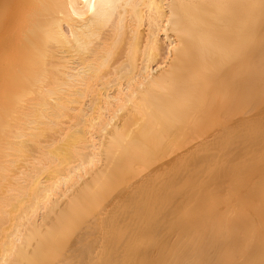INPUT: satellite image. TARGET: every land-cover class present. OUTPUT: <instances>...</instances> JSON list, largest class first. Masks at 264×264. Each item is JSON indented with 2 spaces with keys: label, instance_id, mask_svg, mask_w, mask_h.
Listing matches in <instances>:
<instances>
[{
  "label": "bare ground",
  "instance_id": "6f19581e",
  "mask_svg": "<svg viewBox=\"0 0 264 264\" xmlns=\"http://www.w3.org/2000/svg\"><path fill=\"white\" fill-rule=\"evenodd\" d=\"M203 114L221 173L117 247L113 184ZM0 264H264V0H0Z\"/></svg>",
  "mask_w": 264,
  "mask_h": 264
},
{
  "label": "rangeland",
  "instance_id": "374dc122",
  "mask_svg": "<svg viewBox=\"0 0 264 264\" xmlns=\"http://www.w3.org/2000/svg\"><path fill=\"white\" fill-rule=\"evenodd\" d=\"M207 113L209 112L207 111ZM203 115H204V119L201 118V122L197 124L195 129H193L188 135H186L181 141H179L176 146L168 145L169 147L167 146L162 151L154 155V160H152L151 162L147 164L141 165L133 169L129 175L119 178V180H117L113 184V189L111 191L112 193L110 192L111 194L105 197V199L108 200V201L107 200L104 201V203L106 204L107 203L109 204L110 201H111V204H113L114 197H116L120 193L130 192L134 188V186L138 184L139 182L142 181V182L147 183V184L145 183L146 188L142 190L140 196L137 195L135 197L133 196L132 198L129 197L127 198L128 200L125 201L126 203L124 202L125 204L122 203V205H124V206L121 205L123 208L120 206L118 209H116L115 205H113L114 207L113 211L115 209L118 212L119 209L121 208L119 213H116V214L111 213V215H113L112 216L113 222H112V219H111V222L114 224L113 225L111 223L108 224V227L110 226V224L112 225L111 226V229L113 227L112 231L118 230L119 232V233L116 232L117 234L116 242L118 243L117 244L115 243V245H117V247L120 244L119 239H121L122 237L121 232L124 231L128 236V233L130 234L133 231H138L139 225L142 224V219H144V216L149 215L147 214V209H145L146 201L144 202L142 201V199L148 201L149 199H152V200L154 199H175L176 197L184 196L186 194L185 187L187 185L189 187L195 188L197 187V185L200 184V181L201 182L206 181V180L201 179L205 175V173H199L195 171V169H197L198 167L201 169L202 172L205 169L209 170V174H207V178L208 176L209 178L215 177L216 174L221 173L220 171L217 170L216 166L222 158L220 156H222V154L226 152L228 148H225V149L222 148L217 153L206 152V153L196 154L194 152L197 147L199 148L201 146H204L203 141L206 137L210 138L214 134L215 130H218V128H222L225 124V122L220 120L222 118L218 119L217 117H215V119L212 120L211 122H207L206 124L207 126H209L208 123L213 122V124L207 127L205 126L204 121H205V118L206 119L208 118L207 117L208 115H205V114ZM234 142H236V140ZM180 152L190 153L192 156H194L195 154L196 155L192 163L188 162L186 164H181L180 166H178V168H176L175 171H171V169L169 171L163 170L162 167H164L167 163L171 162V160L177 154H180ZM158 170L160 171L157 173V176L155 177V179L150 180L151 174H153L155 171L157 172ZM148 184H149V187H148ZM231 196L235 198V194H232ZM129 199H133V200H129ZM136 199H140L144 204L142 202L140 203L139 202L140 200L137 201ZM110 205H108V207ZM99 209L100 208H98V210ZM117 225L120 227H118ZM121 225L124 226L122 227L123 231L121 229ZM124 232L122 234H124ZM123 239L124 238H122V241L124 242ZM123 244L124 243L121 242L120 246H123Z\"/></svg>",
  "mask_w": 264,
  "mask_h": 264
}]
</instances>
